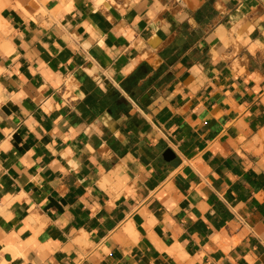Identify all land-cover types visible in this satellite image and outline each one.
Returning <instances> with one entry per match:
<instances>
[{"label":"crops","instance_id":"crops-1","mask_svg":"<svg viewBox=\"0 0 264 264\" xmlns=\"http://www.w3.org/2000/svg\"><path fill=\"white\" fill-rule=\"evenodd\" d=\"M0 264H264V0H0Z\"/></svg>","mask_w":264,"mask_h":264},{"label":"water","instance_id":"water-1","mask_svg":"<svg viewBox=\"0 0 264 264\" xmlns=\"http://www.w3.org/2000/svg\"><path fill=\"white\" fill-rule=\"evenodd\" d=\"M164 159L166 160V161H170V160H172L173 159V154L171 153V151H166L165 152V154H164Z\"/></svg>","mask_w":264,"mask_h":264}]
</instances>
